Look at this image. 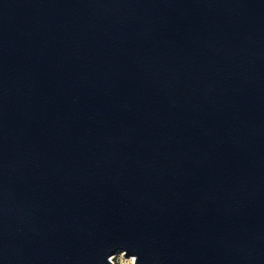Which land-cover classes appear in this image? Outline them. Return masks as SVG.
<instances>
[{
  "label": "water",
  "instance_id": "obj_1",
  "mask_svg": "<svg viewBox=\"0 0 264 264\" xmlns=\"http://www.w3.org/2000/svg\"><path fill=\"white\" fill-rule=\"evenodd\" d=\"M264 264V0H0V264Z\"/></svg>",
  "mask_w": 264,
  "mask_h": 264
},
{
  "label": "rangeland",
  "instance_id": "obj_2",
  "mask_svg": "<svg viewBox=\"0 0 264 264\" xmlns=\"http://www.w3.org/2000/svg\"><path fill=\"white\" fill-rule=\"evenodd\" d=\"M133 257H126L124 253L118 254L114 257L113 262L114 264H132Z\"/></svg>",
  "mask_w": 264,
  "mask_h": 264
},
{
  "label": "bare ground",
  "instance_id": "obj_3",
  "mask_svg": "<svg viewBox=\"0 0 264 264\" xmlns=\"http://www.w3.org/2000/svg\"><path fill=\"white\" fill-rule=\"evenodd\" d=\"M132 260V264H134L135 263V259H131Z\"/></svg>",
  "mask_w": 264,
  "mask_h": 264
}]
</instances>
